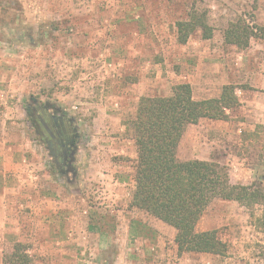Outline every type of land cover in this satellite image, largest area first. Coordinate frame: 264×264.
Segmentation results:
<instances>
[{"label": "rangeland", "instance_id": "rangeland-1", "mask_svg": "<svg viewBox=\"0 0 264 264\" xmlns=\"http://www.w3.org/2000/svg\"><path fill=\"white\" fill-rule=\"evenodd\" d=\"M191 10L206 14L211 36L180 44L176 23ZM237 18L264 29V0H0V264H21L14 253L26 264H264L262 207L213 200L196 225L226 245L213 255L178 254L174 229L130 205L140 98L181 84L196 102L228 85L264 93L261 33L245 50L223 41ZM47 105L76 130L70 169L31 126L27 108ZM240 106L234 121L226 111L187 126L176 157L264 188V119L246 120Z\"/></svg>", "mask_w": 264, "mask_h": 264}, {"label": "trees", "instance_id": "trees-1", "mask_svg": "<svg viewBox=\"0 0 264 264\" xmlns=\"http://www.w3.org/2000/svg\"><path fill=\"white\" fill-rule=\"evenodd\" d=\"M187 17L188 21L176 23L177 42L185 44L198 30L203 39L211 36L204 12L191 10ZM259 32L264 39V29L254 32L253 27L237 18L225 29L223 41L245 50ZM238 104L231 85L223 87L218 99L196 102L190 86L181 84L172 88L170 96L140 98L134 119L129 121L136 149L130 205L174 229L178 254H225L226 245L218 238L216 230L196 231L197 223L215 199L235 202L251 211L262 207V215L254 220L264 229V188L261 185H232L225 167L199 160L181 162L176 157L187 126L202 119L226 120V111ZM11 257L21 264L28 262L27 255L14 253Z\"/></svg>", "mask_w": 264, "mask_h": 264}, {"label": "flooded vegetation", "instance_id": "flooded-vegetation-1", "mask_svg": "<svg viewBox=\"0 0 264 264\" xmlns=\"http://www.w3.org/2000/svg\"><path fill=\"white\" fill-rule=\"evenodd\" d=\"M31 126L48 149L53 163L70 169L76 151V130L65 114L50 106L27 108Z\"/></svg>", "mask_w": 264, "mask_h": 264}, {"label": "crops", "instance_id": "crops-1", "mask_svg": "<svg viewBox=\"0 0 264 264\" xmlns=\"http://www.w3.org/2000/svg\"><path fill=\"white\" fill-rule=\"evenodd\" d=\"M252 87V86H251ZM219 93L210 95V93L208 92L209 97H219ZM238 95V101L240 104H242V106L239 107V109L243 110L242 112H244V117H246V120H252L254 115L261 117L262 119H264V103L259 104L258 102H256V100H260L262 98V96L264 97V93L259 92V91H254V90H246L245 93H237ZM242 94V95H240ZM242 96V98H241ZM256 108V109H255ZM230 111H227V113L229 114ZM230 117L229 119L231 120L232 118H237V116H235L234 111L230 112ZM234 114V115H233ZM253 115V117H252ZM232 121H234L232 119ZM248 121V122H249ZM257 123L259 121H256ZM255 126V125H254Z\"/></svg>", "mask_w": 264, "mask_h": 264}]
</instances>
